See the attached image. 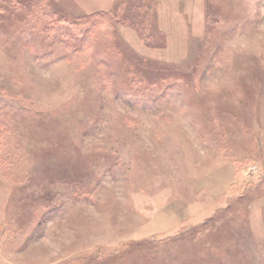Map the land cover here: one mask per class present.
Masks as SVG:
<instances>
[{"label": "rangeland", "instance_id": "374dc122", "mask_svg": "<svg viewBox=\"0 0 264 264\" xmlns=\"http://www.w3.org/2000/svg\"><path fill=\"white\" fill-rule=\"evenodd\" d=\"M0 264H264V0H0Z\"/></svg>", "mask_w": 264, "mask_h": 264}]
</instances>
